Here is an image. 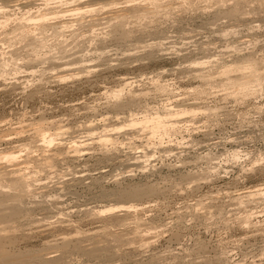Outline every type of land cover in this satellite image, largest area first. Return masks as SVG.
Listing matches in <instances>:
<instances>
[{
	"label": "rangeland",
	"instance_id": "1",
	"mask_svg": "<svg viewBox=\"0 0 264 264\" xmlns=\"http://www.w3.org/2000/svg\"><path fill=\"white\" fill-rule=\"evenodd\" d=\"M122 1L0 9V264H264V0Z\"/></svg>",
	"mask_w": 264,
	"mask_h": 264
},
{
	"label": "bare ground",
	"instance_id": "2",
	"mask_svg": "<svg viewBox=\"0 0 264 264\" xmlns=\"http://www.w3.org/2000/svg\"><path fill=\"white\" fill-rule=\"evenodd\" d=\"M18 2V5L21 6V7H28L30 6L32 3L30 2V0H1V2L5 5V6H0V9H4L6 10V8H11L10 6V3L12 2ZM51 1V0H50ZM59 1V0H58ZM73 3L77 2L78 0H71ZM81 1V0H80ZM83 1V0H82ZM86 1V0H85ZM94 1H101V0H94ZM137 0H124L122 2H119V3H113L115 5H120V4H123L124 6H121L119 8H121V10L119 11L120 14L119 15H116L114 17V19H117L118 21L116 22V27H115V30H114V33L116 34L118 32V29H122L123 26L125 25V18L123 16V13H126V12H131L132 10H134V8L130 7V3H133ZM149 1H152V0H149ZM212 1H217V0H212ZM241 0H239L240 2ZM91 3H81L80 4H75L73 5V7H71V9H69L67 12L65 13H68L70 15H76L77 13H80V12H92V9L88 10L87 8L91 7ZM14 6V5H13ZM3 11V10H2ZM240 13L239 10H237V8H230L227 12H226V16H237L238 14ZM224 16V15H223ZM59 18V17H58ZM63 18V17H62ZM61 18V20L59 19L57 24H59L57 27H63L65 23H63V19ZM53 20L55 18H47L46 15L44 16H39V22L35 25L36 28H38L39 30H44L46 28V25L48 23L49 20ZM26 25L24 23H21L19 25V28H25ZM121 32V31H120ZM120 32H118L117 34H119ZM122 34V33H121ZM119 34V35H121ZM127 35V34H126ZM121 36H124V33L121 35ZM120 36V37H121ZM125 38V37H124ZM205 62H197L196 64L197 65H201V64H204ZM207 64V63H206ZM60 66V65H59ZM4 67H5V64H0V72L3 73L4 72ZM239 87L241 88L242 90V93L241 94H247V93H251V89H250V85L248 82H244L242 84L239 85ZM119 95H114V97H118ZM178 107V108H177ZM187 111L184 109V108H181V106H174V107H171L170 109H165V112L163 114H155L154 117H145L147 115H145L143 118L141 119H131L129 121L130 123V126H138V124L142 125L141 127L146 130H148V133L149 135L155 137L157 135H162V134H168V132L170 131L171 127L173 128V124H176L178 123L173 121L171 118H167V117H172V115L175 114L176 115H181V114H185ZM180 122V121H179ZM139 125V126H140ZM175 126V125H174ZM177 126V124H176ZM144 129V130H145ZM174 129V128H173ZM163 136V135H162ZM159 137V136H158ZM161 137V136H160ZM41 138L43 141L42 143H45V144H50L54 139H52L53 137L52 136H46L44 133L41 134ZM98 141L104 145H106L105 143H107L109 141V135L107 133H103L101 135L98 136ZM81 146V144H79V142L77 141H72L70 142V147H73L74 149L78 150V148ZM171 151V149H169ZM18 154V151L15 152V151H11V152H4V153H1L0 154V161L3 162V163H7L9 165H14L17 166V162H18V159H19V156L17 155ZM131 158H132V155H131ZM133 159L135 160L134 164L138 165L139 164V157L138 158H134ZM135 166V165H134ZM10 174H16L17 176L15 177H12L11 180L9 181V183L11 184L12 188L14 187V189H17L19 190L20 192H25L26 188L28 187V185L26 184L25 182V179H24V175H23V169H16L14 171H12ZM10 187V186H9ZM133 195H135V193H132ZM130 193V195H132ZM257 194H260V195H264V188H255L251 191H248V192H244L243 194H240L241 196H246V197H252V196H255ZM15 199L16 200H21L20 199V195H16L15 196ZM15 200V201H16ZM3 202V199H2V195H1V192H0V205L2 204ZM20 204L21 202L18 201ZM17 202V203H18ZM20 206L19 204H11L8 208L10 209H20ZM133 207L132 206H129V207H123L122 209L124 211H129L130 209H132ZM115 208H107L105 210H102L100 211V213H114V210ZM16 215V214H15Z\"/></svg>",
	"mask_w": 264,
	"mask_h": 264
}]
</instances>
